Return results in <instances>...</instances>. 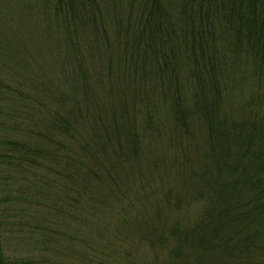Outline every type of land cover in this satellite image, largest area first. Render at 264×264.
I'll list each match as a JSON object with an SVG mask.
<instances>
[{"label": "trees", "instance_id": "16d2710c", "mask_svg": "<svg viewBox=\"0 0 264 264\" xmlns=\"http://www.w3.org/2000/svg\"><path fill=\"white\" fill-rule=\"evenodd\" d=\"M31 1L0 264H264V0Z\"/></svg>", "mask_w": 264, "mask_h": 264}, {"label": "rangeland", "instance_id": "374dc122", "mask_svg": "<svg viewBox=\"0 0 264 264\" xmlns=\"http://www.w3.org/2000/svg\"><path fill=\"white\" fill-rule=\"evenodd\" d=\"M31 0H0V29H4L8 32H3V35H9V39L13 37L14 33H19L22 40L28 44L30 40L23 34L22 31L27 27L33 25L37 19L40 20L38 10L34 7ZM10 32V33H9ZM2 33V32H1ZM13 124L6 122L3 125V132L8 135L17 137L18 134H12L10 129L13 128ZM18 183V182H17ZM15 245L22 246V242H14Z\"/></svg>", "mask_w": 264, "mask_h": 264}]
</instances>
